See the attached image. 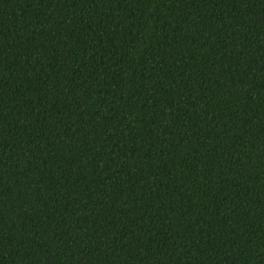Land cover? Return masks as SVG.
Returning a JSON list of instances; mask_svg holds the SVG:
<instances>
[{"label":"trees","instance_id":"16d2710c","mask_svg":"<svg viewBox=\"0 0 264 264\" xmlns=\"http://www.w3.org/2000/svg\"><path fill=\"white\" fill-rule=\"evenodd\" d=\"M0 264H264V0H0Z\"/></svg>","mask_w":264,"mask_h":264}]
</instances>
